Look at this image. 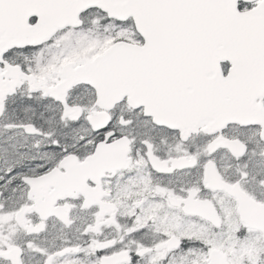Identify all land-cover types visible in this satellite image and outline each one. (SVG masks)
Here are the masks:
<instances>
[{
  "label": "snow or ice",
  "instance_id": "1",
  "mask_svg": "<svg viewBox=\"0 0 264 264\" xmlns=\"http://www.w3.org/2000/svg\"><path fill=\"white\" fill-rule=\"evenodd\" d=\"M0 264H264V0H0Z\"/></svg>",
  "mask_w": 264,
  "mask_h": 264
}]
</instances>
